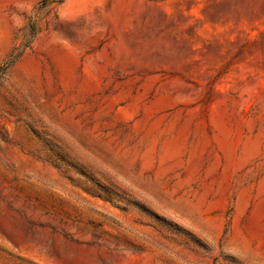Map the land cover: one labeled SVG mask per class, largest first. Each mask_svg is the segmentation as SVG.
<instances>
[{
	"label": "rangeland",
	"instance_id": "rangeland-1",
	"mask_svg": "<svg viewBox=\"0 0 264 264\" xmlns=\"http://www.w3.org/2000/svg\"><path fill=\"white\" fill-rule=\"evenodd\" d=\"M0 264H264V0H0Z\"/></svg>",
	"mask_w": 264,
	"mask_h": 264
}]
</instances>
